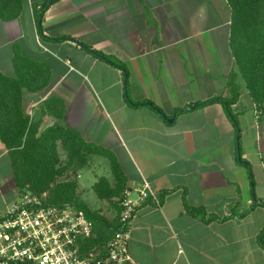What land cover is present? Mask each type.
<instances>
[{"label":"crops","instance_id":"1","mask_svg":"<svg viewBox=\"0 0 264 264\" xmlns=\"http://www.w3.org/2000/svg\"><path fill=\"white\" fill-rule=\"evenodd\" d=\"M46 3L41 33L35 6ZM231 23L228 0H24L18 17L0 19V72L33 80L22 102L39 133L68 127L113 153L132 197L148 184L130 225L139 264H264V115L241 88L232 110L250 178L237 130L212 102L231 95ZM81 44L124 64L129 97L163 114L129 105L123 71ZM24 190L0 140V210ZM185 201L205 213L191 214Z\"/></svg>","mask_w":264,"mask_h":264},{"label":"trees","instance_id":"2","mask_svg":"<svg viewBox=\"0 0 264 264\" xmlns=\"http://www.w3.org/2000/svg\"><path fill=\"white\" fill-rule=\"evenodd\" d=\"M228 1L232 9L230 45L236 61V70L229 77L228 89L231 95L217 97L212 102H218L226 109L237 130L238 159L247 167L250 178H253L251 164L241 156L240 124L238 116L232 110V105L238 101L241 93V86L237 81L239 75L243 76L253 102L258 107L264 105V0ZM23 6L24 0H0V19L12 20L18 17ZM47 7V3L40 9L35 6V17L41 33L42 21ZM61 39L72 38L63 37L59 40ZM81 45L99 59L123 71L125 98L129 105L134 107L149 106L163 114L160 107L154 102L150 100L135 102L129 97L127 90L128 70L124 64L102 51L84 44ZM32 82L33 80L7 77L0 72V140L9 152L16 183L19 188L30 189L37 194L47 191V200L50 204H73L83 210L94 223L96 231V237L90 242L103 244L109 241L118 229L119 215L116 219L110 220L97 211H91L85 204L76 200L79 188L77 179H58V177L65 174L69 169H73L74 173H77L89 163L92 154L100 152L109 157L112 173L123 188L125 175L120 163L113 153L98 149L95 145L86 142L77 131L71 128L56 126L39 133V123L31 121L30 117L25 114L22 102V88L25 86L33 88ZM208 103L209 101L196 103L177 110V113L203 107ZM262 109L264 112V108ZM63 113L62 111L60 116ZM58 145L68 152L69 158L68 163L61 167L58 166L61 163ZM252 186H254L253 182ZM93 190L101 199L110 198L119 191L105 177L99 178L93 185ZM186 208L193 215L205 213L203 208H194L187 203ZM246 213V211L241 212L239 216L241 217ZM261 237H264V232ZM262 246L264 247L263 241Z\"/></svg>","mask_w":264,"mask_h":264},{"label":"built area","instance_id":"3","mask_svg":"<svg viewBox=\"0 0 264 264\" xmlns=\"http://www.w3.org/2000/svg\"><path fill=\"white\" fill-rule=\"evenodd\" d=\"M126 190L119 227L103 244H92L94 223L73 204H50L26 189L0 210V264H139L129 250L130 225L138 206L152 192L148 184Z\"/></svg>","mask_w":264,"mask_h":264},{"label":"rangeland","instance_id":"4","mask_svg":"<svg viewBox=\"0 0 264 264\" xmlns=\"http://www.w3.org/2000/svg\"><path fill=\"white\" fill-rule=\"evenodd\" d=\"M237 81L239 82L242 90H244L246 94L247 92L249 94V91L246 86V82L242 75H239ZM262 108H264V105L259 106V109H261L260 111L263 114L264 112ZM57 149H58L59 161H61V163H59L58 166L61 167L66 165V163H68L69 160L68 152L62 149L60 145H58ZM92 156L89 159V163H88L89 166L81 171L80 177H77L80 171L74 173L73 169H69L65 174L60 175L58 179H66V178L78 179L77 181L79 188L76 199L77 202L81 204H85L88 207V209H90L91 211H97L101 215L106 216L108 219L114 220L118 217L120 213V203L126 191V189H123L125 185L122 188L121 186L122 184L117 182L115 176L113 174L111 176V172H112L110 171L111 165L110 166L106 165L105 162L103 160L100 161L98 157L93 159ZM96 177H97V181L101 177L107 178L110 181L111 185H113L115 188L119 190L118 193H116V195L110 198H104V199L99 198L96 192L92 188L93 181L95 180L94 178ZM41 194L48 199L47 191L41 192Z\"/></svg>","mask_w":264,"mask_h":264},{"label":"water","instance_id":"5","mask_svg":"<svg viewBox=\"0 0 264 264\" xmlns=\"http://www.w3.org/2000/svg\"><path fill=\"white\" fill-rule=\"evenodd\" d=\"M175 115H176V114H174L173 117H171V118L168 119L169 122H173V121H174Z\"/></svg>","mask_w":264,"mask_h":264}]
</instances>
